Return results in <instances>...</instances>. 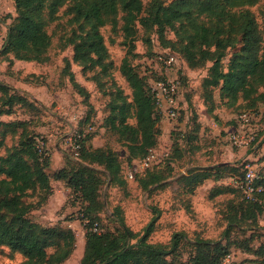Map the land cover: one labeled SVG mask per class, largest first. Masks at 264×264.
Instances as JSON below:
<instances>
[{
  "label": "trees",
  "instance_id": "obj_1",
  "mask_svg": "<svg viewBox=\"0 0 264 264\" xmlns=\"http://www.w3.org/2000/svg\"><path fill=\"white\" fill-rule=\"evenodd\" d=\"M64 1L67 0H50L46 4L47 0H12L13 19L9 26H6L1 51L12 53L15 60L46 63L51 35L43 18L44 9L47 5L50 16H53ZM69 1L71 3L67 12L73 11L76 17L89 24L85 34H81L79 40L73 43L71 57L72 62L81 65L82 75L86 69L96 65L100 67L103 75L109 74L112 68L100 27L110 24L112 31L119 29L122 33L126 52L121 59L119 72L130 88V99L128 100V96L119 86L114 87L99 125L105 132H115L117 141L125 144L124 147L129 153L133 152L132 149L139 148L141 151L137 157L134 156L135 158L138 159L155 148L157 136L161 133V112L155 103L151 86L136 70L130 59V55L134 54L137 24L146 31L155 27L157 37L162 42L159 49H168L176 56L181 53L191 67L211 60L209 74L204 78L203 86L205 88L209 85L218 86V96L215 97L208 91V98L212 104L206 108L207 111L214 112L217 107L224 106L231 108L236 114L247 110L257 112L259 105L264 103V92L260 90L264 85V37L260 49L254 43L245 45L243 49L233 52L226 70L221 69L224 49L232 41L231 28L227 26L228 24L225 26L223 22L233 20L234 16L228 6L233 0H171L169 3L163 0H147L146 3L144 0ZM247 1L252 3L256 0ZM200 16L207 20H202ZM181 21L182 24L177 27L176 23ZM243 26H250V23L245 22ZM166 28L174 30L176 42H165L163 36ZM146 40L149 42L150 37ZM157 55L158 50L154 53L156 61ZM67 76L71 85L83 97V101H87L89 98L87 88L75 79L70 69ZM159 77L160 75L156 79ZM94 80L97 82L96 77ZM0 92L2 95L0 115L10 114L15 104L31 105L32 100L36 101L25 92H20L1 80ZM84 103L89 106L87 102ZM214 115L210 117L219 122L221 119L217 117L216 112ZM261 119L264 120V111L261 113ZM23 122L0 120V127L6 126L0 133L4 134L8 128L13 131L15 125ZM227 123L228 121L225 122ZM20 133L23 138L21 137L18 142L19 147L0 155V244L23 253L24 259L18 264H59L71 253L73 231L67 228L68 225L42 224L31 216L33 210L41 207L51 193V178L64 181L70 188L72 201L77 199L76 202L80 205L79 218L88 219L83 223L86 229L85 246L79 264H172L167 256L181 241V232H174L170 243L162 244L147 241L152 222L135 243L130 242L129 238L133 233L125 227L98 231L91 229L94 223L99 227V217L93 211L102 206L98 197L100 183L94 169L81 162L92 160L103 163L111 179H116L119 184L124 183L118 177L119 155L105 144L106 142L97 146L92 144V138L98 133L93 130L91 124H88L86 130L79 129L73 133L77 145L76 154L73 151L71 156H65V165L51 173L48 171L50 158L45 146L40 152L37 147L38 137L35 134L26 135L24 128ZM263 141L264 129L260 127L255 141L251 144L256 143L252 154L257 153ZM2 144L3 137H0V147ZM156 164L157 162L152 163L143 170L146 172L143 178H140L143 188L153 183L156 188H161L165 185L166 179L172 176L163 178L159 170L148 172L153 170ZM239 166L235 162L227 161L192 166L187 174L176 179L177 189H181L182 196L193 193L195 186L208 177L217 180L242 174ZM263 170L264 167L258 170L257 179V183L262 185V191L258 193L261 202L245 199L240 190L229 183L218 184L210 191V196L236 192L240 199L235 197L227 202L223 210L226 226L220 239L194 236L186 241L193 249V254L185 264H220L234 248L242 250L249 256L233 264H264V236L257 230L258 216L262 212L261 209H264ZM34 192L38 193L34 205L25 203L24 198ZM183 201L189 203L190 209V201L187 198ZM119 208L116 206V209ZM120 221L123 225V221ZM244 225L249 228L248 235L239 231ZM234 231L237 233L235 239L239 242L232 241ZM258 237L260 241L256 246H252L251 243ZM48 245L53 247L52 253L47 251Z\"/></svg>",
  "mask_w": 264,
  "mask_h": 264
},
{
  "label": "rangeland",
  "instance_id": "obj_2",
  "mask_svg": "<svg viewBox=\"0 0 264 264\" xmlns=\"http://www.w3.org/2000/svg\"><path fill=\"white\" fill-rule=\"evenodd\" d=\"M163 1L169 3L171 0ZM48 2L50 0H47L46 4ZM146 2L147 0H144V3ZM70 3L68 0L64 1L53 16H50L47 5L44 9L43 18L46 20V29L51 35V45L47 50L46 63L33 61L27 66H21V63L15 62L12 53H3L0 48V80L15 87L20 92H22L23 87L26 89L27 86H30L29 90L36 94V101L32 100L31 105L15 104L10 114L0 115V120L24 121L23 124L15 125L13 131L8 128L4 134L0 133V137H3L0 155L19 147L18 142L23 136L20 132L24 128L26 135L35 134L40 140L39 142L43 138V145L47 153V147L54 151L55 147L58 146L68 156H71L73 148L70 139L73 133L79 129L86 130L88 124H91L93 130L98 133L95 139L96 143L106 142L105 144L119 155L120 170L118 177L124 182L119 184L116 179H111L108 169L103 163L92 160L81 162V164L94 169L96 176L99 177L98 197L102 206L92 211L99 217L100 229L113 230L125 227L133 233L129 240L134 243L144 234V230L150 222L152 225L149 228L147 241L151 243L169 244L173 233L181 232V241L168 254L167 258L172 261V264H185L193 254V249L186 241L194 236L220 239L226 226L223 218L225 211L223 210L231 198H240L236 192H233L208 200L206 190L201 189L194 195L193 202H190L192 207L190 211L189 203L183 201L185 197L176 191L178 181H166L164 183L166 186L163 185L161 188H156L154 183L143 188L140 178H143L146 172L141 171L135 174L132 179L125 178L126 172L131 168L137 159L135 157L141 150L134 148L132 149L133 152L129 153L128 149L124 147L125 144L117 141L115 132H105L102 128L100 129L99 125L102 112L107 109V102L111 98L110 93L114 92V87L119 86L123 93L128 96V100L130 99V88L119 72L121 59L126 52L122 33L119 29L112 31L110 24L100 27L107 47L108 59L112 62V68L109 74L103 75L100 67L96 65L86 69L85 74L82 75L81 65L72 62L71 57L73 43L79 40L81 34H85L89 24L82 18L76 17L73 11L67 12ZM228 6H230V13L234 17L233 20H225L223 24L230 26L232 41L224 49V55L221 57L222 70H226L234 51L243 49L245 45L251 43L256 44L260 49L264 37V0H256L252 3H248L247 0H233ZM121 13L120 9L119 15ZM13 14L14 9L10 7V0H0V18L5 26H9L11 23ZM201 19L207 20L203 17ZM245 22H249L250 26H243ZM120 24L121 19H119ZM180 24L182 21L177 22L176 26L179 27ZM136 27L134 54L130 55V59L148 85H151L152 80L159 75V63L155 60L154 53L162 46V42L157 37L155 27L147 31L139 24ZM147 37H150L149 42L146 40ZM163 38L167 43L177 41L174 30L170 28L164 30ZM175 45L178 50L177 43ZM177 55L179 58L177 73L180 78L178 115L177 119L170 125L169 130L161 132L157 136L155 148L160 158L153 170L148 172L159 170L164 178L170 175L176 176L185 168L186 164L198 166L199 164L205 165L221 160H230L240 165L239 170L244 168V164H249L258 173L259 167H264V162L260 163L257 156L253 158L250 156L256 143L249 147H235L226 139L227 131L235 124L234 117L237 114L231 108L219 106L214 112H217L218 118L222 121H228L229 124L220 126L216 130L210 124L212 119L210 116L214 117L215 115L212 110H206L212 104L208 98V91L217 97L218 86L209 85L205 88L203 80L209 74L211 60H207L202 65L191 67L181 53ZM69 69L75 75V79L89 91L87 101H83V97L78 94L76 88L68 80ZM94 77H96L97 82ZM260 90L264 92V85L260 87ZM0 100H2L1 92ZM84 102H87L89 106H86ZM0 108H2L1 105ZM263 111L264 103L259 105L256 112L259 128L264 129V120L261 119ZM4 129L6 126L0 127V131ZM257 165H259L258 168ZM228 182L231 183L230 179ZM37 199L38 193L34 192L25 197L24 201L33 206ZM76 201L77 199L72 201L71 197L57 209V212L62 213L66 206L70 208L72 204H76ZM116 206L120 208L116 209ZM47 208H50L47 204L35 208L31 214L32 218L47 219L45 222L54 220L51 211ZM79 209V207L75 211L67 209L63 215L68 221L76 219V222L67 226L73 231L71 253L59 264H79L82 258L86 229L83 221L79 218ZM261 211L257 220V230L264 236V209ZM120 220L123 221V225ZM243 227L239 231L248 235L249 228L246 225ZM235 235L237 233L232 232L233 242L236 241ZM259 241L260 237L254 239L251 243L252 246H256ZM46 249L49 253L54 251L51 245H48ZM247 256H249L247 253L234 248L220 264H233ZM23 259L22 252L0 244V264H18Z\"/></svg>",
  "mask_w": 264,
  "mask_h": 264
},
{
  "label": "built area",
  "instance_id": "obj_3",
  "mask_svg": "<svg viewBox=\"0 0 264 264\" xmlns=\"http://www.w3.org/2000/svg\"><path fill=\"white\" fill-rule=\"evenodd\" d=\"M6 26L0 18V47L5 38ZM157 62L159 63L158 79L152 80L151 90L154 94L155 103L161 112V119H167L173 122L178 115V93L180 88V78L178 76L179 58L168 49H159L157 55ZM235 124L227 131V141L235 147H249L256 138L259 129L258 116L253 110H247L237 114L234 117ZM71 144L76 154L74 136H72ZM37 138V147L41 152L43 150V140L39 142ZM156 148H152L148 153L136 159L126 172V176L132 179L135 174L143 171L152 163L159 161ZM231 185L237 187L242 196L247 200L261 202L258 193L262 191V185L257 183L258 173L249 164H244L242 174L237 176H230ZM83 223L87 222V218L82 219ZM93 231H98L100 228L96 223L91 227ZM228 256V255H227Z\"/></svg>",
  "mask_w": 264,
  "mask_h": 264
},
{
  "label": "crops",
  "instance_id": "obj_4",
  "mask_svg": "<svg viewBox=\"0 0 264 264\" xmlns=\"http://www.w3.org/2000/svg\"><path fill=\"white\" fill-rule=\"evenodd\" d=\"M10 7H11V9H13V2H12V0H10ZM15 62L16 63H21V66H23V65L24 66H27L28 63H33L32 61H23V60H15ZM17 65H19V64H17ZM41 86H43V85H41ZM29 87L30 86H27L26 89L23 87L22 88V92H25L31 98L35 99L36 98L35 97L36 94H34V92L30 91L29 90L30 89ZM18 89H20V88H18ZM221 107H223V106H221ZM225 122H226L225 120H223V121L220 120L219 122H217V121H215L212 118L211 119V123L210 122L209 123L211 124V126L215 127L214 130H216L220 126L223 127L225 125ZM171 124H172V122H170L169 120H167V119H161L160 120L161 132L168 131ZM96 136L92 138V144L94 146H97V145H100V144L103 143L102 141L99 142V143H96V140H95L96 139ZM47 149H48V155H49V158H50V166H49V170L48 171H49V173H51L54 170H57V169H59V168H61V167H63L65 165V163H66L65 156H67V154L65 152H63L60 148H58V146L55 147V150L54 151H52L48 147H47ZM250 156L252 158L257 156L260 159V163H263L264 162V141L261 144V146L259 147V149L257 150V153L256 154L250 153ZM225 161L232 162L230 160H221V161H218V162H225ZM218 162H215V163H218ZM211 164H214V163H209V164H205V165H211ZM192 165L193 164H190V165L189 164H186L185 168H183L180 173L176 174V176H170L166 180L167 181L176 180L179 176L187 174V171L190 168H192ZM198 166H204V165H200L199 164ZM258 167H259V165H257V168ZM259 169H260V167H259ZM263 172H264V170H263ZM227 179L229 180V177H225V178H221V179H217V180H215L213 177H208V178L202 180L201 182H199L195 186L193 193L184 194V197L187 198L188 201L193 202L194 195L197 192H199L201 189L206 190V197H207L208 200H213V199H215L216 197H218L220 195L228 194L227 192H225V193L215 194L214 196H210V191L214 187H216L218 184H228L229 182H228ZM50 185H51V193L48 195L46 202L42 204V207L45 204H47L48 207H50V208H47V209L51 211L50 213H51V216L53 217L54 220L47 221V222H45L47 219L44 220L43 218L34 219V220H36V221H38V222H40L42 224H55V223H60L62 225H68V226H70L71 224L73 225L74 222H76V219H73L72 221H68L67 219H65L63 217V215L67 212V209L69 211H75L79 207V205H78L77 202H75L76 204H72V206H70V208H68V206H66L65 207V210L62 211V213L61 212H57V209L60 208L61 206H63L66 203V201L71 198L70 188L64 183V181H62L60 179H54V178H51ZM176 191L178 193L179 192L181 193V189H177ZM182 194L183 193H181V195ZM51 204H52V206H51ZM190 208H192L191 205H190ZM43 214H44V212L42 213V216H43Z\"/></svg>",
  "mask_w": 264,
  "mask_h": 264
}]
</instances>
